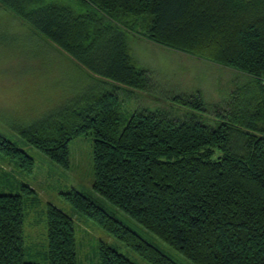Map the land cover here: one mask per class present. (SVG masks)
<instances>
[{"label": "trees", "instance_id": "1", "mask_svg": "<svg viewBox=\"0 0 264 264\" xmlns=\"http://www.w3.org/2000/svg\"><path fill=\"white\" fill-rule=\"evenodd\" d=\"M0 8L106 87L22 127L29 145L67 169L71 141L91 135L94 190L189 263L264 264V0H0ZM136 37L235 70L249 82L234 80L211 110L221 119L215 126L196 113L208 108L201 91L171 98L192 110L184 117L146 107L124 117L114 86L153 90L129 45ZM235 124L254 130L237 145ZM0 155L25 173L35 170V160L2 134ZM0 180L14 181L7 172ZM20 188L0 193V264H37L26 261L24 246L26 198L34 192ZM62 196L146 263L180 264L84 193ZM47 239L48 264H78L74 222L53 204ZM99 259L136 264L104 244Z\"/></svg>", "mask_w": 264, "mask_h": 264}, {"label": "rangeland", "instance_id": "2", "mask_svg": "<svg viewBox=\"0 0 264 264\" xmlns=\"http://www.w3.org/2000/svg\"><path fill=\"white\" fill-rule=\"evenodd\" d=\"M129 45L133 55L150 72L153 90L144 95L114 86L119 93L124 117L141 107L165 109L184 117L192 110L177 108L176 101L171 98L201 91L208 108L206 112L196 113H203V120L215 126L221 119L211 110L233 91L236 78L242 82L250 79L235 70L159 46L144 38L130 39ZM102 82L14 14L0 8V134L35 160V170L28 174L0 155V174L7 172L14 180H0V193H20V183L34 192L26 198L25 204V259L37 264L49 263L47 209L49 204H53L74 222L78 264H100L102 244L113 247L136 264H148L94 221L76 211L62 196V193L76 189L178 263L191 264L94 190V141L91 135L71 141L70 167L67 169L52 162L20 136L22 127H29L68 104L105 90ZM253 131L246 125L235 124L234 133L238 137L234 144L243 139L244 133Z\"/></svg>", "mask_w": 264, "mask_h": 264}]
</instances>
